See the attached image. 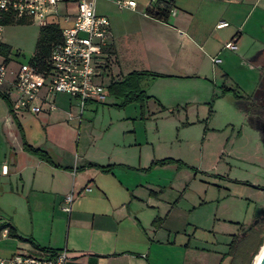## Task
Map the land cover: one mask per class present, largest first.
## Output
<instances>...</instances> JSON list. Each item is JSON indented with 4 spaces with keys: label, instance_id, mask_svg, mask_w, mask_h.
Wrapping results in <instances>:
<instances>
[{
    "label": "rangeland",
    "instance_id": "rangeland-1",
    "mask_svg": "<svg viewBox=\"0 0 264 264\" xmlns=\"http://www.w3.org/2000/svg\"><path fill=\"white\" fill-rule=\"evenodd\" d=\"M114 1L95 0V5L98 13L108 16L111 26L120 28V13L126 10ZM74 4L75 0L60 1L57 14H70L69 6ZM38 31L36 21L2 27L0 41L10 46L9 57L15 64L29 63ZM143 43V36L135 38L131 55L125 54L126 47L121 51L125 56L110 66L114 80L103 81L104 101L87 102L83 107L71 133L70 157L78 172L97 176L102 189L128 191L145 218L158 215L165 219L158 238L165 242L171 231L172 243H152L148 251L151 264H227L230 236L239 232L240 225L248 227L264 216V134L260 131L264 99H246L240 106L231 91L222 95V90L229 88L239 96L251 97L263 69L250 59L254 50L244 49L243 57L224 50L219 55L222 63L206 77L146 76L139 86L147 98L125 102L123 78L116 73L141 68L145 63L140 52ZM112 83L118 90L110 89ZM55 105L66 110L67 97L57 96ZM77 108L72 106L71 112ZM19 120L27 139L36 146L43 144L44 127L35 120ZM50 122L70 123L65 117ZM58 125L56 130L67 136L65 126ZM50 148L53 159L58 155L65 162L69 157ZM87 161L108 167V171L97 166L80 170ZM1 186L0 221L47 237L50 209L33 203L20 188ZM3 240L0 238V245ZM263 246L264 237L251 264Z\"/></svg>",
    "mask_w": 264,
    "mask_h": 264
},
{
    "label": "crops",
    "instance_id": "crops-1",
    "mask_svg": "<svg viewBox=\"0 0 264 264\" xmlns=\"http://www.w3.org/2000/svg\"><path fill=\"white\" fill-rule=\"evenodd\" d=\"M163 1L169 2L171 6L166 22L145 15L150 0H137L134 10L124 9L126 12L120 13L122 28L117 24L111 26L109 21L110 39L105 51L102 84L106 79L114 80L110 66L117 65L121 56L131 55V43L140 35L144 41L140 52L145 63L141 68H132L128 72L117 71V76L123 77L130 71H151L172 77H206L222 63L219 55L227 50L224 44L233 40L237 47L233 51L236 56L243 57L246 53L244 49L254 50L256 54H251L250 59L254 63L258 62L263 69L260 74L263 77L255 94L246 99L256 98L264 80V0ZM69 8L70 14L60 16L59 28L67 27L73 21L75 4ZM220 22L227 25L217 28ZM125 48L127 53L122 54ZM214 58L219 59V62L213 63ZM5 90V86L0 88L1 92ZM57 96L67 97L66 110L56 107V110L36 115L28 112L14 114L0 98V189L1 184L15 191L20 188L22 192H27L33 203L46 205L51 212L47 237L33 230H21L9 223L21 237L31 238L38 247L47 249L46 252L36 250L25 240L7 236L5 229L0 233V238L4 239L3 245H0V258H8L16 252L48 257L65 251L64 264H151L148 251L152 243H172L169 240L171 231H167L165 242L158 238L165 219L161 220L158 215L152 220L145 218L139 205L134 207V197L129 196L128 191L102 189L97 176H88V171L78 172V165L72 162L70 155L73 150L71 133H74L73 126L79 118V111L77 108L71 112L76 102L65 94L55 95L54 104ZM8 99L11 103L13 98L8 96ZM245 101H240V106ZM43 108L46 109V105ZM13 115L21 126L26 143L45 151L53 164L24 150ZM19 117L35 120L44 127L43 144L36 146L27 139ZM61 117L67 118L70 123L50 122L53 118ZM58 124L65 126L67 136L56 130ZM50 147L62 150L69 157L65 162L58 155L53 159L49 154ZM69 193L73 194V201L70 212L65 213L61 208ZM151 233L153 237H150Z\"/></svg>",
    "mask_w": 264,
    "mask_h": 264
},
{
    "label": "built area",
    "instance_id": "built-area-1",
    "mask_svg": "<svg viewBox=\"0 0 264 264\" xmlns=\"http://www.w3.org/2000/svg\"><path fill=\"white\" fill-rule=\"evenodd\" d=\"M60 1L67 0H0V31L5 24L12 22L36 21L39 27L58 25L57 4ZM162 1L150 0V4ZM114 4L119 9L136 8L135 0H115ZM226 25L220 22L216 27ZM60 30L61 40L52 44L42 70L30 63L17 65L9 55L0 53V88L5 86L4 92L8 96L14 93L10 103L14 114L28 112L36 115L53 111L57 94H65L75 100L79 116L87 102L104 101L101 78L110 39L108 18L96 12L95 0H75L73 21ZM223 47L229 51L237 49L233 40ZM212 62L218 63L219 59L214 58ZM72 201L73 194H67L62 211L69 213ZM65 261V251L48 257L16 252L8 258H0V264H64Z\"/></svg>",
    "mask_w": 264,
    "mask_h": 264
},
{
    "label": "trees",
    "instance_id": "trees-1",
    "mask_svg": "<svg viewBox=\"0 0 264 264\" xmlns=\"http://www.w3.org/2000/svg\"><path fill=\"white\" fill-rule=\"evenodd\" d=\"M171 6L169 2L162 1L160 3L149 4L145 10V15L150 18L166 22L169 16ZM61 40V30L58 25L49 24L43 27H39L37 40L35 43L33 54L29 60V63L38 68V70H42L45 67V61L49 55L50 48L52 44L59 42ZM0 53L8 56L11 53L10 46L0 43ZM149 76L151 78L154 77H164L162 74L154 73L151 71H132L125 76H123L122 81L120 82L122 85L123 91L125 93V102L130 100H139L143 101L144 98H147L145 92L140 88L139 81ZM115 83H112L110 86L111 90H116ZM118 90V89H117ZM231 91L232 96L237 101L246 100V98L239 96L233 90L229 88H223L222 95L226 92ZM0 98L7 104L9 110L10 103L8 99V95L3 91H0ZM13 120L21 133V126L13 115ZM23 148L26 152L35 155L40 160H43L49 164H53L48 154L40 148L32 147L26 143L24 137L21 133ZM57 166V165H54ZM85 166H97L103 171H108V167L98 166L97 164L88 162L80 169ZM63 168V167H62ZM66 169V168H64ZM7 230V236L12 238H18L19 240H25L29 242L36 250L40 252H46L47 249L38 247L31 238H23L21 237L16 229L9 223L0 221V233L3 230ZM264 237V216L256 219L250 226L244 227V225H240L239 232L236 234H232L230 236V241L228 243V249L225 254L229 258V264H251V259L256 254L259 247L262 245ZM56 255V253H53ZM224 256V257H225Z\"/></svg>",
    "mask_w": 264,
    "mask_h": 264
},
{
    "label": "flooded vegetation",
    "instance_id": "flooded-vegetation-1",
    "mask_svg": "<svg viewBox=\"0 0 264 264\" xmlns=\"http://www.w3.org/2000/svg\"><path fill=\"white\" fill-rule=\"evenodd\" d=\"M262 98L264 99V80L262 81L261 89L256 93V99ZM247 102V101H246ZM245 107H248L245 105ZM260 131L262 134H264V124H260Z\"/></svg>",
    "mask_w": 264,
    "mask_h": 264
},
{
    "label": "bare ground",
    "instance_id": "bare-ground-1",
    "mask_svg": "<svg viewBox=\"0 0 264 264\" xmlns=\"http://www.w3.org/2000/svg\"><path fill=\"white\" fill-rule=\"evenodd\" d=\"M263 252H264V246H263L262 249L260 250V252H259V254L257 255V257L255 256L256 258H254L255 261H254L253 264H258V262H259V260H260V258H261V256H262V254H263Z\"/></svg>",
    "mask_w": 264,
    "mask_h": 264
},
{
    "label": "water",
    "instance_id": "water-1",
    "mask_svg": "<svg viewBox=\"0 0 264 264\" xmlns=\"http://www.w3.org/2000/svg\"><path fill=\"white\" fill-rule=\"evenodd\" d=\"M258 264H264V252H263Z\"/></svg>",
    "mask_w": 264,
    "mask_h": 264
}]
</instances>
